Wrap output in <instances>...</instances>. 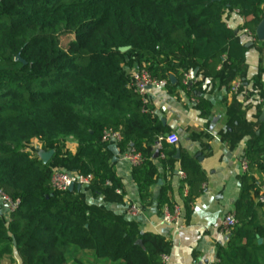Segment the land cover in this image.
I'll return each instance as SVG.
<instances>
[{
	"label": "trees",
	"instance_id": "trees-1",
	"mask_svg": "<svg viewBox=\"0 0 264 264\" xmlns=\"http://www.w3.org/2000/svg\"><path fill=\"white\" fill-rule=\"evenodd\" d=\"M230 13L249 19L244 28L256 39L264 0H0V190L20 201L8 219L0 210V264H86L85 257L162 264L171 252L166 236L138 233L128 222L93 212L77 188L59 192L52 178L64 162L68 172L92 175V187L117 192L109 144L102 142L104 130L112 129L121 134L120 153L144 159L132 175L145 207L158 182L156 161L171 168L177 150L165 141L156 148L162 136L132 87L126 60L168 85L193 65L209 77H238L247 49L226 22ZM199 107L208 113L203 100ZM263 142L264 123L245 154L238 226L227 246L218 247L215 264L263 262L258 199L264 184L252 178ZM41 152H53L48 163ZM180 166L190 215L207 178L185 152ZM159 203L173 208L166 189Z\"/></svg>",
	"mask_w": 264,
	"mask_h": 264
},
{
	"label": "crops",
	"instance_id": "crops-1",
	"mask_svg": "<svg viewBox=\"0 0 264 264\" xmlns=\"http://www.w3.org/2000/svg\"><path fill=\"white\" fill-rule=\"evenodd\" d=\"M225 19L241 45L252 44L245 47L246 61L240 76L233 77L226 72L209 77L199 66L193 65L186 72L193 79L190 89L184 88L183 74H180L172 76L174 82L169 85L165 83L149 91L144 112L153 118L162 137L176 136L178 143L174 145L177 152L172 157L171 168L164 169L161 160L156 161L158 182L151 189L147 205L144 207L140 202L138 186L132 175L133 166L122 153L118 162L113 164L121 194L103 187L89 186L78 190L93 212L128 222L138 233L166 236L171 243L170 264L217 262L218 247L227 246L230 236L223 232L221 225L226 216L235 215L240 205L242 183L247 172L243 167L245 154L263 124L259 119L264 111V45L244 28L249 19L236 13L227 14ZM237 85L238 90L234 91ZM200 100L206 102L208 113L200 109ZM181 152L195 159L202 156L203 161L199 163L207 178L203 193L190 215L186 211L188 187L180 174ZM45 153L41 152L40 158ZM261 158L252 178L264 184V153ZM165 189L174 206L182 211L181 223L185 228L179 232L162 224L165 207L159 203V198ZM133 205L141 211L137 217L130 215ZM1 215L9 218L3 206ZM261 217L264 223V214ZM84 259L86 264H102L93 257Z\"/></svg>",
	"mask_w": 264,
	"mask_h": 264
},
{
	"label": "built area",
	"instance_id": "built-area-1",
	"mask_svg": "<svg viewBox=\"0 0 264 264\" xmlns=\"http://www.w3.org/2000/svg\"><path fill=\"white\" fill-rule=\"evenodd\" d=\"M247 32V31H246ZM132 87L134 88L135 92L141 98L143 105L147 104L148 94L150 89L153 87H159L166 82H158L149 74L146 70L136 71L132 74ZM183 85L185 88L190 89L193 85V79L191 74L186 73L183 76ZM238 90V85L234 87V91ZM122 141V137L120 132L114 131L112 129H105L102 137V142L107 144H118ZM165 141L171 145H175L178 143V139L176 136L170 137H160L159 143L157 144L156 148L159 150L161 149V143ZM164 159V155L161 156ZM124 159L127 160L132 164V166H139L144 161L143 157L140 154H135L134 152H127L124 154ZM243 167L247 170V161L245 160L243 163ZM181 176H184L183 173H180ZM93 181L92 175H80L78 173L72 172H64V171H56L52 178V183L54 188L59 192H66L69 191L70 188H76L77 186L89 187L91 186ZM110 185V182L107 183ZM264 193V185L261 186L260 189ZM118 194H121L120 190L117 191ZM258 203L264 206V194L259 197ZM20 201H12L9 197H7L1 190H0V205L7 209V212L10 214L14 212L17 207L19 206ZM141 213L140 209L133 205L130 208V215L132 217H137ZM182 219V211L178 206H173L172 209L169 207H165L163 217H162V224L168 226L175 230V232H179L185 228V226L181 223ZM238 226V221L234 214L226 216L222 222V230L226 235H231L236 227ZM162 264H170V255H164L162 257Z\"/></svg>",
	"mask_w": 264,
	"mask_h": 264
},
{
	"label": "water",
	"instance_id": "water-1",
	"mask_svg": "<svg viewBox=\"0 0 264 264\" xmlns=\"http://www.w3.org/2000/svg\"><path fill=\"white\" fill-rule=\"evenodd\" d=\"M212 1L216 2V1H221V0H212ZM256 40L260 43H264V20L258 25V27L256 29ZM251 45L252 44H247V45H245V47L249 48ZM128 50H129V48H123L120 51L126 52ZM16 61H19V62L22 61L20 56L17 57ZM170 80L174 82V77H171ZM259 121L261 123H264V111L262 112ZM257 135H259V133H257ZM108 150L112 155L111 163L116 164L118 162L119 155H120L118 147L115 144H110L108 146ZM52 156H53V152L45 153L41 156V159H42L43 163L46 164L52 158ZM158 157H159V152L156 151V153L154 155V159H158ZM197 160H198V162H202L203 161L202 156H197ZM76 188H77V190H81L82 187L77 186ZM73 189L74 188H70V191H72ZM0 210H1V205H0ZM262 242H263L262 239H259L258 244L261 245ZM137 245L142 247L143 246L142 241L139 240L137 242Z\"/></svg>",
	"mask_w": 264,
	"mask_h": 264
},
{
	"label": "rangeland",
	"instance_id": "rangeland-1",
	"mask_svg": "<svg viewBox=\"0 0 264 264\" xmlns=\"http://www.w3.org/2000/svg\"><path fill=\"white\" fill-rule=\"evenodd\" d=\"M136 69H137V60H133L132 58H128L126 60V71H127L128 75H129V77H131L132 74L134 72H136ZM231 92H232V87H231ZM67 166H68V164L63 162L62 163V167H59L57 170L66 171V172L71 171V168H68Z\"/></svg>",
	"mask_w": 264,
	"mask_h": 264
}]
</instances>
